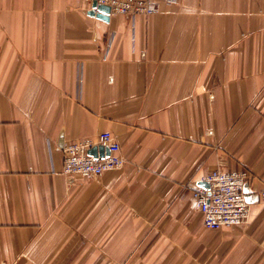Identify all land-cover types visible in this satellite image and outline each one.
<instances>
[{
    "label": "crops",
    "instance_id": "1",
    "mask_svg": "<svg viewBox=\"0 0 264 264\" xmlns=\"http://www.w3.org/2000/svg\"><path fill=\"white\" fill-rule=\"evenodd\" d=\"M159 9L0 0V264H264V0ZM101 132L124 165L64 175ZM214 169L250 176L246 224L203 226Z\"/></svg>",
    "mask_w": 264,
    "mask_h": 264
},
{
    "label": "built area",
    "instance_id": "2",
    "mask_svg": "<svg viewBox=\"0 0 264 264\" xmlns=\"http://www.w3.org/2000/svg\"><path fill=\"white\" fill-rule=\"evenodd\" d=\"M109 7L110 15L134 17L151 16L159 12L160 4H171L174 0H80ZM211 132H208L210 134ZM96 144L107 147L109 154L103 158H93L87 151ZM62 173L92 179L105 172L120 169L124 159L120 147L109 132H101L95 142L80 140L65 144L62 148ZM250 176L243 171H223L214 169L203 182L208 188L188 184L195 207L201 216L203 226L208 230H219L224 226L244 225L249 216L250 204L246 201L244 189ZM264 199V193L261 194Z\"/></svg>",
    "mask_w": 264,
    "mask_h": 264
},
{
    "label": "water",
    "instance_id": "3",
    "mask_svg": "<svg viewBox=\"0 0 264 264\" xmlns=\"http://www.w3.org/2000/svg\"><path fill=\"white\" fill-rule=\"evenodd\" d=\"M91 15H96L97 17L101 18L102 20H106V18L109 15V7L105 6V5H100V4H96V3H92L91 4V10L89 12ZM59 145H62V142H59ZM87 154L93 158L99 157V158H103L108 156L109 151L107 147L104 146H93L91 147L88 151ZM200 187L202 188H208V184L206 182H200L199 183ZM244 193L246 194L245 199L248 203H250L249 200V196L247 195L248 189H244Z\"/></svg>",
    "mask_w": 264,
    "mask_h": 264
},
{
    "label": "rangeland",
    "instance_id": "4",
    "mask_svg": "<svg viewBox=\"0 0 264 264\" xmlns=\"http://www.w3.org/2000/svg\"><path fill=\"white\" fill-rule=\"evenodd\" d=\"M150 229V228H149ZM143 232H146V228L144 229V231ZM149 232L150 231H148L147 233H143V236H151L150 234H149ZM153 236H155V235H153ZM151 243V242H150Z\"/></svg>",
    "mask_w": 264,
    "mask_h": 264
}]
</instances>
